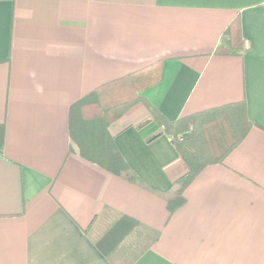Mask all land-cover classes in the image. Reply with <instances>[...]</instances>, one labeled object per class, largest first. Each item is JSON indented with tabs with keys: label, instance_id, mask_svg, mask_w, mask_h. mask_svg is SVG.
Listing matches in <instances>:
<instances>
[{
	"label": "crops",
	"instance_id": "obj_1",
	"mask_svg": "<svg viewBox=\"0 0 264 264\" xmlns=\"http://www.w3.org/2000/svg\"><path fill=\"white\" fill-rule=\"evenodd\" d=\"M238 18L244 52L216 54ZM158 62L140 96L168 121L246 102L253 124L173 213L186 171L167 135L151 140L143 104L110 133L145 186L82 158L70 135L73 104ZM1 129L0 264H116V241L137 235L129 264H264V0H0Z\"/></svg>",
	"mask_w": 264,
	"mask_h": 264
},
{
	"label": "trees",
	"instance_id": "obj_2",
	"mask_svg": "<svg viewBox=\"0 0 264 264\" xmlns=\"http://www.w3.org/2000/svg\"><path fill=\"white\" fill-rule=\"evenodd\" d=\"M244 50L238 18L228 28L225 43L217 48L216 54L242 55ZM161 72L162 62H158L107 83L73 104L70 112V135L82 158L116 176L145 186L126 163L110 133V126L114 122L138 104H143L151 120L161 129L151 140L167 135L179 153L186 171L176 180L175 188L167 198L168 211L173 213L185 204V191L198 174L209 165L222 164L229 153L245 139L253 124L248 117L246 102L185 117L177 122L168 121L140 96L143 91L160 82ZM0 131L2 133V129ZM179 135H185V140L178 141ZM1 136L0 157L3 156V135Z\"/></svg>",
	"mask_w": 264,
	"mask_h": 264
},
{
	"label": "rangeland",
	"instance_id": "obj_3",
	"mask_svg": "<svg viewBox=\"0 0 264 264\" xmlns=\"http://www.w3.org/2000/svg\"><path fill=\"white\" fill-rule=\"evenodd\" d=\"M178 137H183V139L185 140V135H179ZM178 137L177 140L179 141ZM199 147L200 146H197V148ZM108 229H110L108 225L101 224L98 228L95 229L98 231V237H96L101 238L105 235ZM141 240V237L138 235L135 237H129L121 240L118 239L115 243V248L117 250L115 252L113 251L111 255L112 260H114L116 264H129L130 262H132L136 254L142 250L141 244L143 241Z\"/></svg>",
	"mask_w": 264,
	"mask_h": 264
},
{
	"label": "built area",
	"instance_id": "obj_4",
	"mask_svg": "<svg viewBox=\"0 0 264 264\" xmlns=\"http://www.w3.org/2000/svg\"><path fill=\"white\" fill-rule=\"evenodd\" d=\"M178 138L180 142L184 141L183 137H178Z\"/></svg>",
	"mask_w": 264,
	"mask_h": 264
}]
</instances>
